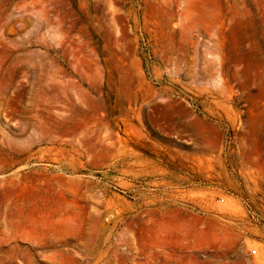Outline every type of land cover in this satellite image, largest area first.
<instances>
[{
	"label": "rangeland",
	"instance_id": "1",
	"mask_svg": "<svg viewBox=\"0 0 264 264\" xmlns=\"http://www.w3.org/2000/svg\"><path fill=\"white\" fill-rule=\"evenodd\" d=\"M0 264H264V0H0Z\"/></svg>",
	"mask_w": 264,
	"mask_h": 264
},
{
	"label": "built area",
	"instance_id": "2",
	"mask_svg": "<svg viewBox=\"0 0 264 264\" xmlns=\"http://www.w3.org/2000/svg\"><path fill=\"white\" fill-rule=\"evenodd\" d=\"M249 255H250L251 257H254V256L256 255V251H255V250H251V251L249 252Z\"/></svg>",
	"mask_w": 264,
	"mask_h": 264
},
{
	"label": "bare ground",
	"instance_id": "3",
	"mask_svg": "<svg viewBox=\"0 0 264 264\" xmlns=\"http://www.w3.org/2000/svg\"><path fill=\"white\" fill-rule=\"evenodd\" d=\"M14 223H15V222H14ZM5 224H6V223H5ZM11 224H12V223H11ZM5 226H6V225H5ZM5 226H4V227H5ZM5 228L7 229V227H5ZM100 257H101V254H100Z\"/></svg>",
	"mask_w": 264,
	"mask_h": 264
}]
</instances>
